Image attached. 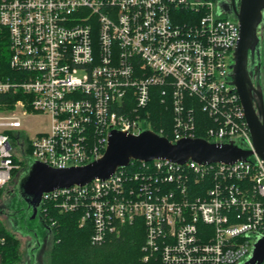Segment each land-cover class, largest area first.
<instances>
[{
  "label": "built area",
  "instance_id": "2783aa9c",
  "mask_svg": "<svg viewBox=\"0 0 264 264\" xmlns=\"http://www.w3.org/2000/svg\"><path fill=\"white\" fill-rule=\"evenodd\" d=\"M188 9L203 14L179 21ZM225 13L217 0H0V34L23 75L0 80V95L24 93L0 109V189L21 169L19 146L34 161L68 168L100 158L112 129L156 132L149 104L159 88L170 96L174 141L196 137L197 103L211 119L205 139L242 142L253 155L141 161L136 171L45 193L40 208L82 211L94 245L142 223L138 264H244L264 236V159L232 81L240 23ZM32 112L51 117L35 137L23 130Z\"/></svg>",
  "mask_w": 264,
  "mask_h": 264
},
{
  "label": "water",
  "instance_id": "95a60500",
  "mask_svg": "<svg viewBox=\"0 0 264 264\" xmlns=\"http://www.w3.org/2000/svg\"><path fill=\"white\" fill-rule=\"evenodd\" d=\"M232 1V12L240 23L232 81L240 94L255 150L264 159V119L260 120L251 102L248 90L251 81L247 69L249 50L259 40L257 29L263 20L264 0H240L239 4L236 0ZM226 12L231 13V10L227 9ZM252 155L253 151L238 141H210L200 137L172 141L149 129L142 130L138 135L112 129L103 155L88 164L54 168L40 161L29 162V168L18 182V191L32 208L35 217L45 193L73 185H86L97 178L107 179L119 168L129 166L133 160L148 162L167 159L178 164L189 160L203 164L234 163L249 159ZM263 259L264 236L261 235L257 237L251 256L244 264H258Z\"/></svg>",
  "mask_w": 264,
  "mask_h": 264
},
{
  "label": "trees",
  "instance_id": "16d2710c",
  "mask_svg": "<svg viewBox=\"0 0 264 264\" xmlns=\"http://www.w3.org/2000/svg\"><path fill=\"white\" fill-rule=\"evenodd\" d=\"M202 11L179 10V21L199 20ZM11 53L9 49V37L0 34V80L16 79L23 76L11 68ZM159 88H155L153 99L149 104L151 110L152 128L156 132H162L172 141L173 112L170 106V96H162ZM24 98L20 90L9 94L0 95V109H11L14 104ZM196 137L205 138V129L211 125V119L201 111L196 103ZM27 148V152L30 151ZM17 163H22L18 157ZM142 162L133 160L126 170L136 171ZM29 162L26 164V170ZM19 170L14 171V177ZM13 177V178H14ZM5 188L0 189V204ZM24 204V203H23ZM44 206V204H41ZM47 210L39 208L40 215L53 238V244L49 253L50 264H138L144 242V226L138 222L133 225H124L120 232L110 234L108 239L100 245L91 243L93 227L90 222L80 223L82 211L61 212L54 202L45 204ZM1 207V206H0ZM19 204V210L23 208ZM45 207V206H44ZM0 208V213H1ZM18 210V211H19ZM17 212V211H16ZM23 260L21 239L12 232L0 217V264H20Z\"/></svg>",
  "mask_w": 264,
  "mask_h": 264
},
{
  "label": "rangeland",
  "instance_id": "374dc122",
  "mask_svg": "<svg viewBox=\"0 0 264 264\" xmlns=\"http://www.w3.org/2000/svg\"><path fill=\"white\" fill-rule=\"evenodd\" d=\"M221 0H218V10H223ZM235 19L234 14L225 13ZM262 62L263 75L261 83L264 85V54L260 60ZM51 124V117L48 114L40 112H32L23 117V130L30 136L35 137L37 133L47 131ZM24 147H18V158L22 161L21 169L16 177L12 178L9 184L5 187L3 197L1 199L0 208L8 214L1 212L0 217L21 239V249L23 260L20 264H50L49 253L53 244V238L49 234L47 227L40 215V212L33 217V210L27 204L21 203L22 210H19V197H9V192L12 189L19 190V178L26 168L27 162L33 163L24 150ZM19 210V211H18ZM17 211V212H16Z\"/></svg>",
  "mask_w": 264,
  "mask_h": 264
},
{
  "label": "flooded vegetation",
  "instance_id": "af4514ba",
  "mask_svg": "<svg viewBox=\"0 0 264 264\" xmlns=\"http://www.w3.org/2000/svg\"><path fill=\"white\" fill-rule=\"evenodd\" d=\"M222 7L224 12H226L227 9L231 10V13L234 14L233 11V1L232 0H221ZM240 0H236V3L239 4ZM218 3V0H217ZM226 9V10H225ZM228 13V12H226ZM257 36L258 41L255 42L253 47L249 50L248 53V63H247V69H248V75L251 81V85L248 86V90L250 92V99L251 102L262 121L264 119V85L261 83L262 75H263V67L262 62L260 61L263 54H264V15L262 23L258 26L257 29ZM26 172V168L21 174V176ZM20 176V177H21ZM20 180V178H19ZM9 197H19V203L27 204L22 196L19 194V191L16 189H12L9 193ZM28 205V204H27ZM1 212L8 214L9 212H5L1 209ZM39 212V209H38Z\"/></svg>",
  "mask_w": 264,
  "mask_h": 264
}]
</instances>
